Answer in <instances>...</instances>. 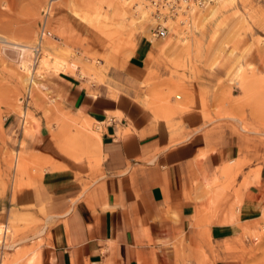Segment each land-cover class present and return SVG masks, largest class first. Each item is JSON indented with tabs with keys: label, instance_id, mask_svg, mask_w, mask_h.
<instances>
[{
	"label": "rangeland",
	"instance_id": "1",
	"mask_svg": "<svg viewBox=\"0 0 264 264\" xmlns=\"http://www.w3.org/2000/svg\"><path fill=\"white\" fill-rule=\"evenodd\" d=\"M48 1L0 0V194L9 184L17 188L27 183L22 179L29 166L25 140L41 126L54 133L66 155L88 149L78 126L91 133L96 148L100 133L91 130V120L70 110L60 76L73 75L93 94L100 87L111 96L133 91L135 100L147 107L148 90L161 71L175 80L181 76L183 83L219 65L225 78L214 89L213 115L204 109L202 116L219 131L231 132L241 157L228 163L234 166L232 172L202 171L192 182L194 235L173 244V264H264V183L259 182L264 160V0H216L206 8L181 12L167 20L170 29L163 38L152 35L155 20L143 0H53L40 55L47 54L52 64L24 70L21 60L31 66L29 50ZM139 40L151 50L135 74L130 62ZM202 103L205 108L203 98ZM250 186H257L258 192H249ZM0 228V264H38L44 219L0 209Z\"/></svg>",
	"mask_w": 264,
	"mask_h": 264
},
{
	"label": "crops",
	"instance_id": "2",
	"mask_svg": "<svg viewBox=\"0 0 264 264\" xmlns=\"http://www.w3.org/2000/svg\"><path fill=\"white\" fill-rule=\"evenodd\" d=\"M150 50L145 41L136 43L131 72L138 74ZM161 72L147 107L133 91L111 96L100 87L93 94L73 75L60 76L68 107L91 120L100 138L93 148L91 133L78 126L88 149L74 156L59 150L46 126L25 140L27 183L7 185L0 209L46 221L38 264H173V244L194 235L192 182L202 171L232 172L228 163L241 157L231 132L202 116L204 109L213 115L214 89L225 70L215 65L183 83Z\"/></svg>",
	"mask_w": 264,
	"mask_h": 264
},
{
	"label": "built area",
	"instance_id": "3",
	"mask_svg": "<svg viewBox=\"0 0 264 264\" xmlns=\"http://www.w3.org/2000/svg\"><path fill=\"white\" fill-rule=\"evenodd\" d=\"M145 6L151 9V16L155 20L152 26V35L157 38H163L168 33V27L165 24L168 18H175L179 13H189L196 9H203L214 3L215 0H143ZM53 0H49L41 12V19L38 25L37 39L29 50L31 66L38 63L41 55V42L47 35V22L51 4Z\"/></svg>",
	"mask_w": 264,
	"mask_h": 264
},
{
	"label": "bare ground",
	"instance_id": "4",
	"mask_svg": "<svg viewBox=\"0 0 264 264\" xmlns=\"http://www.w3.org/2000/svg\"><path fill=\"white\" fill-rule=\"evenodd\" d=\"M126 0H121V1H119V0H116V2H118V3H121V4H124V2H125ZM221 1V0H220ZM237 0H227L226 1V3H232V2H236ZM216 2V0L214 1V3ZM136 4V1L135 0H132L131 2H130V4ZM217 10L216 9H212L210 12L211 13H215ZM192 12V11H191ZM191 12H189V13H191ZM213 15V14H212ZM178 16V15H177ZM176 16V17H177ZM143 17H146V14H144L143 15ZM170 18H168L167 20H169ZM167 20H166V22H167ZM168 29H170L169 27H168ZM15 45H18V44H15ZM40 47H41V45H40ZM17 48H20L21 50H26L27 49V46H25V45H19V46H17ZM29 49H30V47H29ZM41 50H42V48H41ZM40 58V57H39ZM40 63V64H39ZM39 64V65H38ZM52 63L49 61V59L47 58V54L43 57V58H40V61H38V63H37V65H38V68H40V70H42L41 68H48L50 65H51ZM31 65V64H30ZM37 65H35V66H37ZM20 66H21V68H23L24 70H31L33 67H35V66H29V62L27 61V60H25L24 58L21 60V64H20ZM56 66L57 67H63L64 65H63V62H56ZM34 69H37V67H35ZM62 69V68H61ZM40 70H39V72H40ZM63 70V69H62ZM32 74V73H31ZM242 77V76H241ZM33 78V77H32ZM245 80H247V79H245ZM245 80H244V82H245ZM243 81H241L240 82V84L242 85L241 87L244 89V90H246V85H245V83H244ZM30 84H32V83H30ZM26 116H27V110H25L24 111V113H23V117H24V123L26 122L25 121V118H26ZM229 172V171H228ZM227 172V173H228ZM5 227V226H4ZM3 230L4 229H2V228H0V235H2L3 234ZM1 242H2V240H1Z\"/></svg>",
	"mask_w": 264,
	"mask_h": 264
}]
</instances>
